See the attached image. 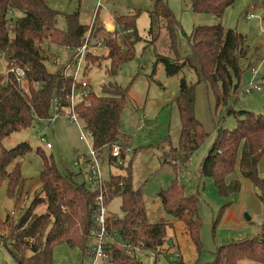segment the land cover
<instances>
[{
	"label": "trees",
	"instance_id": "1",
	"mask_svg": "<svg viewBox=\"0 0 264 264\" xmlns=\"http://www.w3.org/2000/svg\"><path fill=\"white\" fill-rule=\"evenodd\" d=\"M234 1L190 0L193 11L212 13L216 23L194 26L187 35L186 48H182L180 40L181 22L167 1L155 0V8L150 12L165 28L171 51L170 54L157 53L156 62L163 63L168 76L185 72L175 98L181 119L179 147L171 148L170 159L165 160L176 171L186 165L191 154L209 136L195 115L197 84L210 85L216 106L223 105L225 109L232 93H236L240 86L246 66L244 61L249 57L251 46L246 34L227 29L222 24L225 9ZM58 13L45 0H0V55L7 63V71L0 72V186L6 181L8 195L18 200L24 187L19 158L33 147L28 142H21L8 148L4 145V138L31 126L36 119H51V108L55 102L56 112H64L70 105L72 84L75 82L81 89L80 81L64 73V64H53L56 60L42 44L49 42L73 52L84 43L89 30L90 44L105 35L106 58L109 60L105 71L115 76L118 66L134 56V44L140 39L136 28L138 13L114 15L117 25L113 30L101 24L91 26L82 23L78 11L66 13L67 25L61 28L58 26ZM112 33L115 37L111 36ZM94 56L97 55L92 50L86 55L84 75L90 68V62L96 61ZM53 65L55 69H52ZM18 67L25 72L26 88L14 70ZM189 72L196 75L195 82L187 80ZM103 90L105 94H96L88 81L87 93L76 101L75 110L84 121V128L89 131L96 150L102 153L105 147L112 149L114 144L121 145V162L112 154L110 161L119 164L125 173L104 178L102 192L106 207L114 197L121 198L123 215L107 214L106 229L116 232L124 242L159 255L165 249L163 245L169 228L174 226V220H180L184 223V231L200 250L202 221L199 195L187 193L184 183L177 177L159 193L163 208L171 219L149 220L141 188H134L132 184L131 162L124 166L122 161L127 137L121 132V114L127 90L113 82L104 85ZM227 112L237 116V124L233 129L218 127L215 141L200 165V175L211 177L223 196L240 191L241 182L235 175L237 168L241 175L252 179L263 189L264 179L259 177L257 167L264 157V111L229 107ZM37 152L43 159L40 172L42 190L16 223L7 219L4 222L7 226L3 225L9 227L3 238L16 264H53L54 248L61 243L88 251L95 226L94 213L100 190L87 187V173L83 181H78L72 172L61 171L52 155L47 156L40 148ZM42 205L44 210L36 212ZM106 252L115 264H140L115 243L109 242ZM214 254V260L208 264H239L243 259L264 264V226L260 234L220 245Z\"/></svg>",
	"mask_w": 264,
	"mask_h": 264
},
{
	"label": "rangeland",
	"instance_id": "2",
	"mask_svg": "<svg viewBox=\"0 0 264 264\" xmlns=\"http://www.w3.org/2000/svg\"><path fill=\"white\" fill-rule=\"evenodd\" d=\"M45 1L50 7L59 11L58 26L61 28H66L67 25L65 14L76 11L79 12L82 23L101 24L108 30H113L109 25H117L111 22L114 20V15L138 13L136 28L140 39L134 44V56L118 66L115 76H110L105 71V66L109 62L106 58L108 50L103 46L98 48V45H95L92 51L97 55L94 56L96 61L90 62L85 77L89 81L90 89L98 95L105 94L103 86L111 82L127 90L125 106L121 114V132L127 137L126 154L122 161L124 166L131 162L132 184L134 188H141L149 220L159 222L171 219L163 208L159 193L177 177L184 183L187 193H198L199 214L202 221L200 250L184 231V223L174 220L175 225L169 228L163 245L165 249L159 255L139 247L134 249L133 252L137 255L140 264H208L214 260V252L220 245L260 234L264 226V188L241 175L237 168L235 175L241 182V189L238 193L223 196L211 177L200 175V165L215 141L218 127L233 129L236 126L237 116L227 112L229 107L235 110L264 111L263 0H235L225 9L222 16L223 26L246 34L251 52L244 61L246 66L240 86L236 93H232L227 109L223 105L216 106V98L210 85L203 82L197 84L195 115L203 123L209 136L191 154L186 165L179 167L177 171L165 160L171 155V148L179 147L181 119L175 98L185 72L168 76L163 63L156 62L157 53L170 54L171 51L166 30L161 26L160 19L155 14L153 17L150 14L155 8V0H100L101 6L96 12V18L93 16L99 0ZM164 1H167L181 22L182 30L179 34L182 48H186L187 35L194 26L216 23V17L212 13L193 11L190 0ZM250 13L253 16H248ZM117 28L119 29L118 26ZM102 33L105 34L104 31ZM104 37L106 36L103 35L98 40ZM97 41L93 43L96 44ZM42 47L51 53L52 58L56 60L53 63L56 66L64 64L65 67L70 61L69 57L72 54L70 49L49 42H44ZM85 65L86 62L83 68ZM56 66L53 65L52 69ZM6 71V60L0 55V72ZM81 76L80 74L79 78ZM187 80L196 81L194 72L187 73ZM251 82H257L262 89L244 94L242 88ZM22 84L24 88L27 87L25 78ZM64 110L62 113H57L53 106L51 119H36L31 126L11 133L3 140L8 148L21 142H28L33 149L19 158L24 179L20 200L8 195L6 181L0 186V264H16L3 238L9 231V227H6L7 224L4 222L9 219L11 223H16L31 200L42 190L40 172L43 159L37 149L40 148L47 156L52 155L61 171H70L78 181L84 180L87 171L85 154L89 152L93 141L86 128L84 132L88 136V142L81 139L84 121L81 118L74 121L70 117L71 110L69 108ZM48 142L51 147L47 146ZM111 151L110 147H105L102 153L100 152L102 175L105 179L111 174L125 173L124 168L110 161ZM77 160L79 163H76ZM257 170L259 177L264 179V157L259 160ZM86 184L93 189L88 182ZM120 205L121 198L116 196L110 200L107 210L111 215L121 217L123 210ZM43 210L42 205L36 209V212ZM93 243L94 238L90 237L89 249ZM53 258V264L92 263L87 251L72 248L66 243L55 246ZM106 264L115 263L108 261ZM240 264L262 263L243 259Z\"/></svg>",
	"mask_w": 264,
	"mask_h": 264
},
{
	"label": "built area",
	"instance_id": "3",
	"mask_svg": "<svg viewBox=\"0 0 264 264\" xmlns=\"http://www.w3.org/2000/svg\"><path fill=\"white\" fill-rule=\"evenodd\" d=\"M101 6L100 0L98 1V6L95 10V15L98 10V8ZM95 15L93 16L95 18ZM248 16H253L252 13H250ZM92 26V25H91ZM89 35H90V30L86 34V38L84 43L79 46L78 48H75L72 54L70 55L69 59L70 61L67 63V65L64 67V73L66 75H72L75 81H80V87L81 89H78L77 84L74 82L72 84V92L70 94V105L69 109L71 110L72 115L70 116L74 121H77L79 118L76 110H75V104L77 101V98H82L83 95L87 93V87H88V80L85 77L83 70V65L85 63V58L86 55L90 50L95 45H98V48L104 47L105 49L106 46L104 44V39L101 38L100 40L97 41L96 44L91 45L89 43ZM112 37H115V34H111ZM17 77L19 80H24L25 78V72L21 68H15L14 69ZM80 74L81 78H79ZM262 87L257 83V82H251L247 84V86L242 88V92L244 94H248L249 92L253 90H261ZM54 106L56 108V102L54 103ZM81 139L85 140L88 142V136L84 132V127L81 128ZM44 139V138H43ZM48 147H51V144L48 142L47 143ZM112 156L118 157L119 161L120 160V155H121V145L120 144H114L112 151H111ZM85 161H86V166H87V178L90 186L93 189H98L100 190V193L97 195V206L96 210L94 213V219H95V226L93 227V236L96 239L95 244L87 251L90 259L92 260L91 264H106L108 261H110V258L106 252L107 245L109 242L115 243L119 246H121L124 250V252L135 259H137V255L133 252L134 249L137 248V246H133L130 243L124 242L119 239L115 238V234H112L106 229L105 221L106 217L108 214L107 207L104 202V196L102 192V185H103V175H102V168H101V153L96 150L93 147V144L90 146V150L88 153L85 154ZM76 163H79L78 160Z\"/></svg>",
	"mask_w": 264,
	"mask_h": 264
},
{
	"label": "crops",
	"instance_id": "4",
	"mask_svg": "<svg viewBox=\"0 0 264 264\" xmlns=\"http://www.w3.org/2000/svg\"><path fill=\"white\" fill-rule=\"evenodd\" d=\"M111 22H114V20L111 21ZM109 26L113 27L114 25H109ZM113 28H114V27H113ZM108 213H109V211H108ZM109 214H110V213H109ZM174 223H175V222H174ZM174 225H175V224H174ZM111 233H112V234H115V238L119 239L120 236H119L116 232L113 231V232H111ZM92 237L94 238V243H93V244H95L96 239H95L94 236H92ZM92 246H93V245H92ZM92 246H91V247H92ZM241 261H242V260H241ZM241 261H240V262H241ZM239 264H240V263H239Z\"/></svg>",
	"mask_w": 264,
	"mask_h": 264
},
{
	"label": "water",
	"instance_id": "5",
	"mask_svg": "<svg viewBox=\"0 0 264 264\" xmlns=\"http://www.w3.org/2000/svg\"><path fill=\"white\" fill-rule=\"evenodd\" d=\"M113 28V27H112Z\"/></svg>",
	"mask_w": 264,
	"mask_h": 264
}]
</instances>
